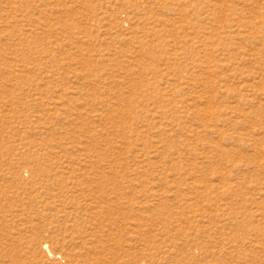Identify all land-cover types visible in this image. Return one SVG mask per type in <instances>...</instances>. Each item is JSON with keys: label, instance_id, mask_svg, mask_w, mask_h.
Here are the masks:
<instances>
[{"label": "rangeland", "instance_id": "rangeland-1", "mask_svg": "<svg viewBox=\"0 0 264 264\" xmlns=\"http://www.w3.org/2000/svg\"><path fill=\"white\" fill-rule=\"evenodd\" d=\"M0 264H264V0H0Z\"/></svg>", "mask_w": 264, "mask_h": 264}]
</instances>
